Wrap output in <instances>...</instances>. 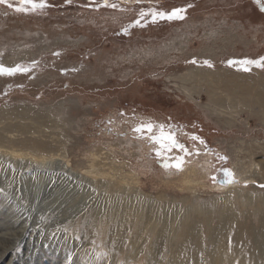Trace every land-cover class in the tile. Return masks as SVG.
<instances>
[{"label": "rangeland", "instance_id": "374dc122", "mask_svg": "<svg viewBox=\"0 0 264 264\" xmlns=\"http://www.w3.org/2000/svg\"><path fill=\"white\" fill-rule=\"evenodd\" d=\"M35 2L0 4V65L29 69L0 75V264L259 259L264 68L232 62L264 57V1ZM235 166L248 183L210 187Z\"/></svg>", "mask_w": 264, "mask_h": 264}, {"label": "snow or ice", "instance_id": "6c2138e0", "mask_svg": "<svg viewBox=\"0 0 264 264\" xmlns=\"http://www.w3.org/2000/svg\"><path fill=\"white\" fill-rule=\"evenodd\" d=\"M8 0H0V4H4L7 3ZM20 3L22 5H30L32 9L38 8V7H43L44 4L43 2L41 3H36L35 0H20ZM105 5H107V0H105ZM11 7V5H9ZM107 6H111V7H116L115 4L113 5H107ZM16 11H26V9L23 8H16ZM185 9H175L173 10L171 13H157V12H152V22H156L157 18L159 19H167L169 21L173 20V19H184V15L183 13L185 12ZM144 15H147V13H142L141 14V18H143ZM137 24H139V21H137ZM232 63H237L241 66V70L243 71H250L251 67L255 66L258 68H264V57H261L258 60H249V59H245L242 61H235ZM29 71V69H25V68H21L20 66H17L15 68H5L4 66L0 65V75H13L17 72L20 73H25ZM148 131L151 132L152 131V125H146V126H142L141 128L136 129V131ZM151 139L155 142L160 144V146L162 148H164L165 151H172L173 148L175 149H183V145H179L174 137L171 136V134L164 136L163 133L161 135V137H156V136H152ZM167 140L169 141V143L165 144L163 141ZM186 151V150H185ZM157 155H160V153L158 152ZM170 165L165 164V167H169ZM175 167L179 168L180 164H176L174 165ZM226 176L229 177L228 180H226L225 182L230 183L231 181V173H227L226 172Z\"/></svg>", "mask_w": 264, "mask_h": 264}, {"label": "bare ground", "instance_id": "6f19581e", "mask_svg": "<svg viewBox=\"0 0 264 264\" xmlns=\"http://www.w3.org/2000/svg\"><path fill=\"white\" fill-rule=\"evenodd\" d=\"M230 81H233V82H237V83H239L240 82V78H238V77H236V76H231L230 75ZM244 92H245V95L246 96H248L249 95V92H248V90L247 89H245L244 88ZM249 97H250V95H249ZM249 99V98H248ZM252 100V99H251ZM258 102L260 103V104H262V105H264V97L263 96H259V98H258ZM255 166V169L257 170V169H261V165H254ZM246 168L244 167V166H235L234 168H233V170H232V173H233V176H234V178H235V180H236V182H234V183H232V184H230V185H228V188H217L216 186H210L211 188H213V189H216V190H218L219 189V191H226V190H228V189H230V188H233V187H237L238 185H240V184H242V183H248L249 182V180H251V178H249V176H247L246 174V170H245ZM203 174V173H202ZM204 175H206V174H204ZM196 179L197 181H194V179ZM201 178H204V177H201ZM181 182L183 183V184H189V183H195V184H199V182H200V173H199V170L198 171H196L195 169L194 170H192L191 172H189V171H187V172H185L184 174H183V176L181 175ZM196 182H198V183H196ZM199 185H201V186H203V187H207L208 185H206L205 183L202 185V184H199ZM223 187V186H222ZM33 199H34V196L32 195L31 196ZM8 198V197H7ZM3 215V217L4 218H2V219H5V213L3 212L2 213ZM6 221V220H5ZM16 222V221H15ZM0 238H2V240H8L9 238L7 237V234H4V235H0ZM0 248H1V246H0ZM3 248V247H2ZM228 248V247H227ZM243 248H238V252H239V254H237V256H239V255H242L243 257H237V256H233V255H231L232 257H230V258H233V260H230V262H231V264H259V263H261L262 261L264 262V252L262 253V255H261V257H259V259H258V257L254 254V253H252V251H250V253H249V256H247L246 255V251L245 252H241V254H240V251L242 250ZM5 251V253L6 252H8L9 250L8 249H5L4 250ZM257 252V251H256ZM255 252V253H256ZM262 252V251H261ZM4 253V252H3ZM4 253V254H5ZM7 254V253H6ZM235 257H237V258H235ZM240 259H242V261L240 262ZM253 260H255L254 262H253ZM237 262H239V263H237ZM262 262V263H263Z\"/></svg>", "mask_w": 264, "mask_h": 264}, {"label": "water", "instance_id": "95a60500", "mask_svg": "<svg viewBox=\"0 0 264 264\" xmlns=\"http://www.w3.org/2000/svg\"><path fill=\"white\" fill-rule=\"evenodd\" d=\"M264 1V0H263ZM226 172L227 173H231V181L230 183H227L225 182L226 180L229 179V177L226 176ZM236 182L234 176H233V173H232V170L226 168V169H222L220 171H218L216 174H215V183L218 184V185H221V186H228L232 183Z\"/></svg>", "mask_w": 264, "mask_h": 264}]
</instances>
